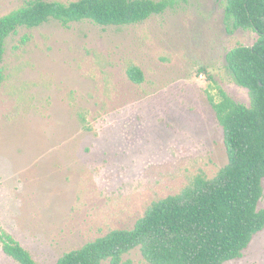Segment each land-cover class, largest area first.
<instances>
[{
    "label": "rangeland",
    "instance_id": "obj_1",
    "mask_svg": "<svg viewBox=\"0 0 264 264\" xmlns=\"http://www.w3.org/2000/svg\"><path fill=\"white\" fill-rule=\"evenodd\" d=\"M27 1L0 0V16ZM171 2L137 24L51 20L7 39L0 226L41 264L111 229L132 228L152 201L228 162L209 94L217 96L218 84L250 103L227 54L259 34L234 27L226 0ZM133 64L144 71L141 83L128 76ZM124 260L150 264L139 247ZM0 264L19 263L0 246ZM228 264H264V229Z\"/></svg>",
    "mask_w": 264,
    "mask_h": 264
},
{
    "label": "trees",
    "instance_id": "obj_2",
    "mask_svg": "<svg viewBox=\"0 0 264 264\" xmlns=\"http://www.w3.org/2000/svg\"><path fill=\"white\" fill-rule=\"evenodd\" d=\"M171 0H28L0 16V87L8 37L22 27L51 20L64 26L92 21L125 26L163 13ZM227 17L235 28L259 36L227 54L236 81L248 88L250 103L235 100L222 86L209 100L224 128L228 162L209 177L200 171L178 193L158 198L132 228L111 229L81 247L64 252L55 264H131L124 255L139 247L150 264H228L239 258L255 234L264 229V0H226ZM29 37L24 35L21 43ZM213 80V76L203 68ZM128 76L141 83L144 71L130 65ZM0 246L19 264H41L31 251L0 226Z\"/></svg>",
    "mask_w": 264,
    "mask_h": 264
}]
</instances>
